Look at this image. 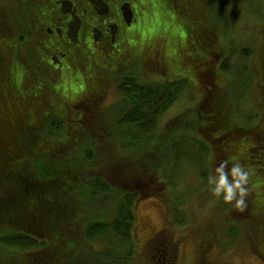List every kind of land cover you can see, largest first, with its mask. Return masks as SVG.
Wrapping results in <instances>:
<instances>
[{
	"label": "trees",
	"instance_id": "trees-1",
	"mask_svg": "<svg viewBox=\"0 0 264 264\" xmlns=\"http://www.w3.org/2000/svg\"><path fill=\"white\" fill-rule=\"evenodd\" d=\"M22 1L19 10L31 2ZM178 1L191 3L196 14L178 9ZM226 4V0L151 4L148 14L158 10L160 17L151 15L154 22L144 25V21L121 50H84L78 58L74 56L72 64L81 65V74H64L57 89L58 82L48 88L36 85L31 94L28 87L22 88V73H13L16 83L12 84L2 77L6 83L1 86L4 104L0 101V264H72L78 257L86 264H91V257L99 264H132L137 201L164 195L160 190L165 185L173 201L181 199L185 192L179 190L178 180L184 165L207 185L209 170L229 158L250 172L246 207L241 211L233 203L216 199L217 209L239 220L228 223L225 219L216 228L218 234L208 238V246L200 243L196 264H234L215 263L209 257L222 237L229 246H238L243 239L264 261V31L262 46L241 50L240 64H217L218 70L210 72L207 91L196 93L193 75L186 69L187 64L193 68L196 58L205 64L215 61L212 47L205 54L194 43L208 16L215 21L225 18ZM151 22L158 26L148 37L143 31ZM154 44L164 51L159 62L164 69L147 79L143 71L147 73L148 61L142 47ZM14 85L23 95L21 105H9L14 100L7 91ZM111 86L120 98L112 108L101 107ZM187 88L193 105L160 124L162 115ZM26 92L32 97L27 105L23 103ZM239 102L252 105L251 112L240 119L235 114ZM114 136L126 156L120 153L112 165L97 167L102 157L96 150L98 138L107 142ZM69 198L77 201L76 209H67ZM179 204L169 205L171 215ZM175 219L174 215L170 221ZM84 245L85 252L73 254ZM148 249L146 264H175L179 257V241L169 225L150 240Z\"/></svg>",
	"mask_w": 264,
	"mask_h": 264
},
{
	"label": "rangeland",
	"instance_id": "rangeland-1",
	"mask_svg": "<svg viewBox=\"0 0 264 264\" xmlns=\"http://www.w3.org/2000/svg\"><path fill=\"white\" fill-rule=\"evenodd\" d=\"M20 2L23 1L8 0L7 3H10L9 6L12 7V9L8 8V12L12 16H17L19 10L18 5ZM226 2L227 4L224 6L223 12L226 13L225 18H223V20L219 19L218 21H215L214 19L210 20V16H208L207 20L203 21V24H201V33L198 36V38L200 37L198 39L199 41L197 40V44L194 43V48L197 45V50H199L198 52L202 51L205 54L207 48L212 47V50L214 51L213 54L216 55L215 61L213 59H210L205 64L201 59L196 58L194 60L195 64L193 65V68H191V66L188 64L186 65V69H188V71H191L189 72V74L193 75L194 81L192 82L196 93H200V89L207 91L206 87H209L212 83L210 72H215L216 70H218L217 64H221L222 61H229L228 63H231L232 65L240 64V54L241 50L244 47H256V45L262 46L263 44V41L261 40L264 31V17L262 16V14L264 15V4L262 0H242L241 2L239 0H226ZM176 5L178 9H185L186 12H190L189 15L194 16L196 14H194L195 11H193L191 8V3L187 2V4H183L178 1V4L176 3ZM6 8L7 7H3L0 0V14L5 15ZM258 10L260 12L259 15ZM151 15L157 17L161 16L160 11L158 10L155 13H150V15L148 14L144 25L148 22V20L150 22L151 19H153ZM152 22H154V19ZM152 22L149 23L147 29L143 31L147 32L148 37L157 30L158 20L157 23L155 22L152 24ZM10 26L19 29L14 30L16 31V34H22V30L19 27L21 25L19 22H15L14 24L12 23V25ZM209 43H212V45H209ZM150 46L145 45V48L142 47V49L145 50L146 58L148 61L146 63L147 66L145 67L147 73L143 71V75L144 78L146 77L147 79H154L156 78L155 75H158V73H160L159 71L164 69L163 66H160L159 63L160 61L163 62L164 60V58L161 57L162 52L164 51L160 46L157 47V44H154V46L151 47ZM224 46L225 50H222V47ZM130 49L131 47L129 48V51ZM1 50L2 49H0V51ZM1 53H4V51H1ZM208 54L211 55L212 53ZM5 55L6 54L2 55V57H4ZM130 56L133 57V54H131ZM78 57L79 56H76V58ZM4 60L5 63H7L8 60L6 57L4 58ZM171 64L174 67H178L179 65L174 61H172ZM196 64L198 65V67H196ZM79 68L80 70H83L81 65H79ZM79 68H77L76 70H78ZM197 69L198 71L196 74ZM207 69H210L211 71L208 72ZM166 71L167 70L165 69V72ZM198 72L200 73L198 74ZM26 75H28V73H24L22 75V79L24 80V82L22 83L23 90L26 89V86L24 84L28 82V79L30 83L36 80L35 78L33 80H30V78L27 79ZM14 83H16L15 79ZM13 88L17 89L18 86L16 85ZM49 93L51 94V92ZM191 97L192 92L190 88L185 89L181 97L176 100L175 103L171 106L170 110L162 115L160 124L164 123L167 119L173 117L184 108L193 105V97ZM119 98L120 95L116 93L115 88L111 86L108 90L107 96H105L102 102H100V106L106 107L108 109L112 108L111 105L115 104L119 100ZM31 101L32 97L25 98V100H23V103L27 105V103ZM239 103V106L238 104H236V108H239L238 111L236 110L235 114L240 119L242 118V115L251 112L252 105L249 104V102ZM19 104L21 105L20 99ZM245 104H247L246 107ZM82 116H84V114H82ZM118 141L120 140H118L115 136L113 137V139L107 142L101 141V139L98 138L96 150L101 154L102 157H99V159H97V167H102L104 163L112 165L113 162L117 161L120 153L126 152V150L122 145L118 143ZM124 154L126 156V153ZM179 173V190L181 189L182 192L185 193L182 194L183 198H179L178 200H176L180 203L177 206V215L175 213H172L171 215V212L169 211V205H172L173 202L176 203V201H173L174 198L171 199L173 196L169 194L170 189L167 190V188L169 187L165 188L166 185L165 187H160V191H165L164 195L158 197L147 196L137 201L136 250L133 259L134 263L132 264H146V255L149 250L148 244L150 240L167 225H169L170 233L172 232L173 236L179 241V257L175 264H196L200 243L203 241V245L208 246V244L205 243L208 241V238H210L211 235L216 236L218 234L219 231L216 228L220 223H222V221L226 219L228 220V223H231L230 220H235L236 216L232 217V219L230 216L225 214V210L217 209V198L214 197V195L209 191L208 186L199 179L193 168L184 165V167L180 169ZM68 202V205L70 206L67 207V209L69 211L73 208L76 209V200L74 201L69 198ZM239 213L241 214V211H238V215H240ZM174 215L176 219L174 222H172L170 220L174 219ZM72 220L77 219L73 217ZM180 220H183L184 223H179ZM238 220L239 219L235 221ZM7 224L9 225V221H7ZM229 240L234 241L233 238H228V241ZM219 242L220 243H216L215 245H213L209 256L210 259L215 263L231 261L234 264H264V261L249 248L248 244L244 242L243 239L240 240L238 246H236L237 244H232L229 246L228 243H226L227 240L223 237L219 240ZM98 246L96 245L95 247L98 248ZM76 248H78L79 250L74 251V255H77L79 251L82 253L86 250L85 245L84 248ZM96 248L95 250H97ZM2 250L4 251V249ZM79 261L80 258L78 257L76 259V262L72 264H86L83 261ZM89 261H91V264H99V261L94 257H91V260Z\"/></svg>",
	"mask_w": 264,
	"mask_h": 264
},
{
	"label": "flooded vegetation",
	"instance_id": "flooded-vegetation-1",
	"mask_svg": "<svg viewBox=\"0 0 264 264\" xmlns=\"http://www.w3.org/2000/svg\"><path fill=\"white\" fill-rule=\"evenodd\" d=\"M158 1L31 0L20 7L17 16H12L7 1L1 0L7 8L5 15L0 14V49L4 51H0V101L4 102L1 100V86L6 83L3 79L14 82L11 75L16 71L22 73L21 84L24 73H28L27 79H36L31 83L28 79L30 84H24L32 94L36 85L48 88L52 82H58L57 89L64 81V74L68 76L76 71L81 74L72 64V58L84 50L98 53L121 50L146 20L149 6ZM15 22L20 23L22 34H16L14 30L19 29L10 26ZM54 75L59 78L56 80ZM7 93L14 100L9 103L12 106L23 96L18 88ZM24 94L31 98L27 92Z\"/></svg>",
	"mask_w": 264,
	"mask_h": 264
},
{
	"label": "clouds",
	"instance_id": "clouds-1",
	"mask_svg": "<svg viewBox=\"0 0 264 264\" xmlns=\"http://www.w3.org/2000/svg\"><path fill=\"white\" fill-rule=\"evenodd\" d=\"M211 161L212 157H209V163ZM249 177V170L241 162L231 158L223 159L209 170L207 186L214 197L225 203H233L234 207L243 211L246 207L245 197L249 192Z\"/></svg>",
	"mask_w": 264,
	"mask_h": 264
},
{
	"label": "water",
	"instance_id": "water-1",
	"mask_svg": "<svg viewBox=\"0 0 264 264\" xmlns=\"http://www.w3.org/2000/svg\"><path fill=\"white\" fill-rule=\"evenodd\" d=\"M75 32V31H74Z\"/></svg>",
	"mask_w": 264,
	"mask_h": 264
}]
</instances>
